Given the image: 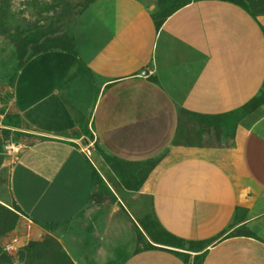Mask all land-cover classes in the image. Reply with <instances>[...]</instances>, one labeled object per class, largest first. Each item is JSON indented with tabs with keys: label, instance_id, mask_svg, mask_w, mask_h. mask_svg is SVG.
Masks as SVG:
<instances>
[{
	"label": "crops",
	"instance_id": "obj_1",
	"mask_svg": "<svg viewBox=\"0 0 264 264\" xmlns=\"http://www.w3.org/2000/svg\"><path fill=\"white\" fill-rule=\"evenodd\" d=\"M187 1L154 19L138 0H97L76 26L74 53L38 54L18 71L0 113V177L21 216L53 229L73 264H264V0ZM260 97L238 120L241 168L181 148L137 192L150 201L142 218L153 215L183 250L153 244L105 179L116 177L78 149L92 128L144 133L149 102L220 116ZM88 161L115 200L92 197ZM136 228L159 249L135 251Z\"/></svg>",
	"mask_w": 264,
	"mask_h": 264
},
{
	"label": "rangeland",
	"instance_id": "obj_2",
	"mask_svg": "<svg viewBox=\"0 0 264 264\" xmlns=\"http://www.w3.org/2000/svg\"><path fill=\"white\" fill-rule=\"evenodd\" d=\"M95 1L0 0V113L7 109L18 71L31 52L38 47L56 51L71 45L78 22ZM138 1L152 14L156 12V0ZM27 38L30 42L24 47ZM147 105L144 133L126 134L119 128L113 134H96L92 128L91 143L78 142L85 157L103 163L102 167L97 164L101 174L153 182L161 164L167 166L181 158V148L194 149L197 155L219 164L222 158L232 156L233 167L241 168L237 128L244 112L204 117L185 113L169 101ZM125 123L126 119L115 118L114 125ZM102 153L112 158L110 166ZM7 185L0 177V264H72L53 229L42 230L21 216L9 201ZM118 189L126 194L124 204L140 222L143 213L150 211L149 199L138 198L137 192L123 185ZM128 252L126 249V256Z\"/></svg>",
	"mask_w": 264,
	"mask_h": 264
},
{
	"label": "trees",
	"instance_id": "obj_3",
	"mask_svg": "<svg viewBox=\"0 0 264 264\" xmlns=\"http://www.w3.org/2000/svg\"><path fill=\"white\" fill-rule=\"evenodd\" d=\"M187 3H188L187 0H156L157 10L154 14H152V16L154 17V19H157V18L163 19L165 17L170 16L172 13L176 12L178 9L185 6ZM160 23H161L160 21L156 22V26L158 27L160 25ZM29 42H30L29 38L25 39L24 47H26L29 44ZM39 48H41V47H38L31 52V57L38 55V54H42V53H46V52L51 51L49 49L39 50ZM52 51H54V50H52ZM58 51H63V52H67V53H74L75 52L74 38H72L71 45H69L67 48H64V49H61ZM261 103H262L261 97L256 98V99L254 98L251 101H249L246 105H244L241 109L234 111V112L226 113L223 115L234 114V113H238L240 111L246 113L248 111L255 109ZM206 117H210V116H206ZM88 135L90 138H92L90 133H88ZM102 158L104 159L106 165H109V166L111 165V163H112L111 157L102 153ZM87 163H88V166L90 169L91 188H94V187L96 188V191H95V193L92 194V197L100 198L102 194H108L111 196V198L113 200H115V197L113 196L110 189L108 188V186L106 185L104 180L101 178V176L99 175L97 170L94 168V166L89 161ZM105 179L111 185V187L114 189V191L118 195H120L122 198H123V194H122L123 191H120L118 189L119 185H123L124 187H126V189H129L133 192H138L139 189L141 188L142 184H143V180L137 182V181H133V180L128 179L127 177H122V176L116 177L114 179L105 176ZM138 224L140 225L143 232L146 234V236L150 239V241L153 244L168 247V248L183 250V247L185 244L184 241H182L181 239H178V238L170 235L168 232H166L159 225V223L157 222V220L154 218L153 215L149 214V215L145 216L144 218L141 219L140 222H138ZM136 241H137L138 246H137L135 251L140 250L139 244H142L143 247H145L146 249H159V248L152 246L148 242H146L144 235L137 228H136ZM202 249H203V243L189 242V250L190 251L198 252L199 250H202ZM160 250H164V249H160ZM166 251H168V250H166ZM169 252H172V251H169ZM177 254L179 256H182L184 263L188 262V260L190 258L189 255L184 254V253H177ZM194 261H195L194 264H198L199 258L196 257Z\"/></svg>",
	"mask_w": 264,
	"mask_h": 264
},
{
	"label": "built area",
	"instance_id": "obj_4",
	"mask_svg": "<svg viewBox=\"0 0 264 264\" xmlns=\"http://www.w3.org/2000/svg\"><path fill=\"white\" fill-rule=\"evenodd\" d=\"M10 147H12V145H9Z\"/></svg>",
	"mask_w": 264,
	"mask_h": 264
}]
</instances>
